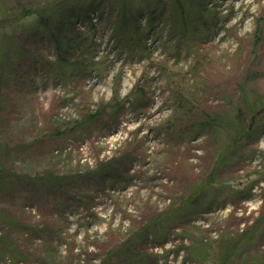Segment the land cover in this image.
I'll return each instance as SVG.
<instances>
[{
  "label": "rangeland",
  "instance_id": "374dc122",
  "mask_svg": "<svg viewBox=\"0 0 264 264\" xmlns=\"http://www.w3.org/2000/svg\"><path fill=\"white\" fill-rule=\"evenodd\" d=\"M261 98L264 0H0V264H264Z\"/></svg>",
  "mask_w": 264,
  "mask_h": 264
},
{
  "label": "trees",
  "instance_id": "16d2710c",
  "mask_svg": "<svg viewBox=\"0 0 264 264\" xmlns=\"http://www.w3.org/2000/svg\"><path fill=\"white\" fill-rule=\"evenodd\" d=\"M128 6V5H127ZM62 8H63V6H61ZM30 12H33V11H30ZM14 18L13 19H16L17 17H18V15H15V16H13ZM39 22H43L44 20L42 19V18H40L39 17ZM49 20V19H48ZM125 25H128V22L126 21L125 22ZM133 27V26H132ZM127 99H129V98H127ZM259 101H260V103H261V106H262V108H264V103H263V99L261 98V99H258ZM256 101H254V105L253 106H255L256 105V103H255ZM253 106H249V112H251V111H253L254 110V108H253ZM212 121H214V122H216L217 123V121L216 120H212ZM227 123H229V121L227 122ZM229 124H231V123H229ZM232 125V124H231ZM117 164H118V161L116 160V158H112V159H110V160H108V161H105V162H103V163H100L99 164V166L98 167H102V169H100L101 171H106L107 170V172H108V176H112L113 175V173L115 172V167L117 166ZM4 169L0 166V174L1 173H7V172H4L3 171ZM99 170V169H98ZM97 171V170H96ZM213 176H211V177H209V181L208 182H206L205 183V186L204 187H202V188H196L195 189V191L193 192V193H190L189 194V196H188V198H187V200H189V201H191L192 199H194L197 195H199V194H201V192L203 191V189L206 187V186H208V185H210L213 181ZM182 207V205L180 206H177L176 208L177 209H179V208H181ZM176 208H174V209H171V210H168V211H165V213H163V215H167V214H170V212L171 211H173V210H177ZM161 214L157 217V218H153V219H151L150 221H148V222H146V223H144L142 226H140V227H136V229L134 230V232H132L127 238H126V240L125 241H123L122 243H120L119 244V248H121V249H124L125 247H129L131 244H133V243H136L137 241H138V239L142 236V235H144L145 233H146V231H147V229L150 227V226H152V224L156 221V220H160V218H161ZM117 252V250H113L112 252ZM111 252V251H110ZM114 252V253H115ZM132 256H140V252L138 251V250H136V251H134V252H132L131 251V253H130ZM141 257V256H140Z\"/></svg>",
  "mask_w": 264,
  "mask_h": 264
}]
</instances>
